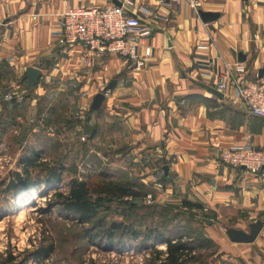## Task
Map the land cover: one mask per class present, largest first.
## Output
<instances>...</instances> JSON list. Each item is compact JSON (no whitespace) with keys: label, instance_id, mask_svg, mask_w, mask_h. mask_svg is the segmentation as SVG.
<instances>
[{"label":"crops","instance_id":"1","mask_svg":"<svg viewBox=\"0 0 264 264\" xmlns=\"http://www.w3.org/2000/svg\"><path fill=\"white\" fill-rule=\"evenodd\" d=\"M134 1L126 13L153 26L147 40L152 54L141 69L109 53L92 56L88 65L91 52L82 44L61 51L66 8L113 0H0V66L22 77L10 97L27 100L39 126L48 125L47 134L57 137L52 146L59 152L63 138L89 137L97 129L96 138L69 148L66 166L75 159L71 152L84 155V168L106 164L109 157L98 146L107 143L119 172L133 175L157 202L189 200L208 207L215 216L207 221L215 245L194 251H208L203 264H264V225L249 243L234 242L220 230L225 226L220 220L229 218H236L229 227L245 231L257 220L264 224V168L258 173L234 168L220 159L217 146L264 149V118L248 112L237 96L213 90L226 64L244 62L248 77H258L264 66V0H198L199 11L217 14L211 21L189 0ZM30 66L41 74L28 89ZM98 93L105 99L94 109ZM48 141H41V150L50 148ZM161 247L166 250V243Z\"/></svg>","mask_w":264,"mask_h":264},{"label":"rangeland","instance_id":"2","mask_svg":"<svg viewBox=\"0 0 264 264\" xmlns=\"http://www.w3.org/2000/svg\"><path fill=\"white\" fill-rule=\"evenodd\" d=\"M19 80H22L21 75L13 70L0 73V116L2 118L0 120V259L12 253L18 259L28 257L27 264H41V262L50 264H150L149 259L153 251L163 250L161 246L164 242L160 241L154 242L153 248L148 249L140 245L113 247L106 242L108 226L113 222L130 223L142 237L148 233L147 228L157 226L165 231L166 236L176 237L183 233L197 244L203 242L209 248H214L215 244L209 237L206 219H215V216L208 207L200 210L196 207L185 206L183 203L175 205L174 203L145 201L134 209H126L124 203L115 202L110 210L99 211L94 221L86 224L62 212L61 207L54 202L56 190L67 192L68 182L72 177H76V174L79 178L89 179L105 170L116 178L119 175L116 167L117 156L113 151L105 150L107 143H102L98 147L101 148L103 154L109 157L106 164L87 165L84 168L85 164H81L86 159L84 155L71 152L75 155V159L68 161L69 164L66 166L69 160V148L88 142L89 137L85 136L86 140L82 139L83 136L80 139L65 137L62 151L56 150L59 147L52 146V144L57 137L47 134L48 125L39 126L36 113L29 107L27 100L26 102L20 100V103H17L18 109L16 100L12 101L10 96ZM17 115H21L23 119L18 118ZM34 125L37 130L33 129ZM6 129L8 130L4 133ZM97 136L96 131L94 138ZM44 138L51 140L48 141L51 144L50 148L45 151L41 150L40 146ZM105 140V142L108 141V139ZM33 150L41 151L42 155L36 164L28 166L35 184L29 190L21 185L11 188V182L16 179L15 174L25 172L23 161L32 154ZM57 161L63 162L66 167L63 181L50 188L44 181L47 168L54 166ZM110 162L114 165L113 167H109ZM129 177L132 178L133 175ZM161 206H165L167 211ZM235 219L229 218L226 222L220 220L221 224L225 223L224 229H220L223 236L228 237L226 227L232 226ZM94 233L100 238L92 239ZM50 246H53L55 251L49 259L45 260L42 256L36 258L33 254L41 247ZM207 254L208 251L198 252V255L196 254L189 262L203 264L208 257Z\"/></svg>","mask_w":264,"mask_h":264},{"label":"built area","instance_id":"3","mask_svg":"<svg viewBox=\"0 0 264 264\" xmlns=\"http://www.w3.org/2000/svg\"><path fill=\"white\" fill-rule=\"evenodd\" d=\"M189 1L200 16V2ZM134 5V0H122V6L108 3L66 8L59 30L62 53H70L75 45L82 44L91 52L90 60H85L88 65L92 64V56L109 53L130 60L135 69L144 68L152 54V46L147 40L153 26L137 15L126 13V7ZM226 67L227 71L220 75L216 88L224 95L237 96L248 112L264 118V76L249 78L244 62H237L233 67L226 64ZM82 139L86 140V137ZM217 146L220 159L234 168L258 173L264 167V149L237 143ZM145 201L156 200L148 194Z\"/></svg>","mask_w":264,"mask_h":264},{"label":"trees","instance_id":"4","mask_svg":"<svg viewBox=\"0 0 264 264\" xmlns=\"http://www.w3.org/2000/svg\"><path fill=\"white\" fill-rule=\"evenodd\" d=\"M0 70H3V66H0ZM3 72L5 71L3 70ZM17 103L16 101L18 109L19 105ZM1 119L0 116V120ZM7 130L8 129L4 130V133L7 132ZM41 156V151L33 150L32 154L24 159L25 172L15 174L16 179H13L11 182V188H15L18 185H21L26 190L32 188L35 181L32 180L30 176L28 166L36 164ZM65 169L64 163L59 161L55 162L54 166H49L47 168L44 181L50 188L63 181ZM68 185L69 189L67 192L56 190L54 202L61 207L62 212L68 216L78 218L82 224L91 223L97 217L99 211L110 210L111 205L115 202L124 203L126 209H134L145 202V197L150 192L148 187L141 184L140 181L134 177H129V174L125 171L119 172L116 178L105 170L100 171L95 177H90L89 179L72 177ZM137 199H141V202H136ZM183 205L190 208L196 207L198 209H203L202 204L189 200H184ZM162 207L167 211L165 206H161V208ZM207 220L208 219H206V221ZM147 231L148 233L142 237L130 223L113 222L108 226L106 242L110 243L113 247L140 245L145 247L144 249L153 248L154 242L156 241L166 243V250L153 251L149 259L150 264H191L189 260L195 257L196 254H194V251H196L197 248L205 246L203 242L199 244L193 242L194 240H191L189 236L183 233L176 237L166 236L165 231L157 226L149 227ZM117 234L118 236L116 237ZM98 237L100 238L98 234H92V239H98ZM151 241L153 243H151ZM54 251L53 246L41 247L33 254L36 255V258L42 256L43 259L46 260L50 258ZM27 260L28 257L18 259L10 253L6 258L0 259V264H27ZM41 264L50 263L41 262Z\"/></svg>","mask_w":264,"mask_h":264},{"label":"water","instance_id":"5","mask_svg":"<svg viewBox=\"0 0 264 264\" xmlns=\"http://www.w3.org/2000/svg\"><path fill=\"white\" fill-rule=\"evenodd\" d=\"M113 1L115 5L122 6L121 1L119 0H113ZM199 13H200L201 18L204 21H211L217 17V14L214 12H207V11L201 10L199 11ZM242 58H243L242 60H244L245 57H242ZM40 74H41V70L35 66H30L27 68L26 75H25L28 81L27 88H31L36 84ZM263 76H264V66L260 69L258 77L261 78ZM113 86L114 84H111L109 87H113ZM213 90L215 93H217L221 97L223 96L222 92L218 91L217 89H213ZM104 99H105V95L103 93H98L94 97L92 107L94 109H100ZM96 131L97 129L94 128L92 133L89 136L90 139H92L95 136ZM243 168L245 167L243 166ZM136 202L140 203L141 199H137ZM207 221L210 224L212 223V220H207ZM263 225L264 224L262 220H257L256 222H252L250 224L249 231H245V230L234 228V227H228L227 234L229 238L234 242L249 243V242H253L256 240V238L258 237L259 233L261 232L263 228Z\"/></svg>","mask_w":264,"mask_h":264},{"label":"bare ground","instance_id":"6","mask_svg":"<svg viewBox=\"0 0 264 264\" xmlns=\"http://www.w3.org/2000/svg\"><path fill=\"white\" fill-rule=\"evenodd\" d=\"M20 214V213H19ZM26 216V215H25ZM22 217H23V215H22Z\"/></svg>","mask_w":264,"mask_h":264}]
</instances>
